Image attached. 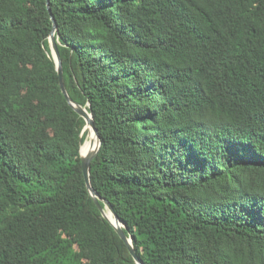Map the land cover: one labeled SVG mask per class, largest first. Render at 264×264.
Returning a JSON list of instances; mask_svg holds the SVG:
<instances>
[{
	"label": "trees",
	"instance_id": "1",
	"mask_svg": "<svg viewBox=\"0 0 264 264\" xmlns=\"http://www.w3.org/2000/svg\"><path fill=\"white\" fill-rule=\"evenodd\" d=\"M47 1L138 259L264 264V0ZM51 30L46 0H0V264H135Z\"/></svg>",
	"mask_w": 264,
	"mask_h": 264
},
{
	"label": "water",
	"instance_id": "2",
	"mask_svg": "<svg viewBox=\"0 0 264 264\" xmlns=\"http://www.w3.org/2000/svg\"><path fill=\"white\" fill-rule=\"evenodd\" d=\"M46 9H47V12L49 13L50 15V18H51V21H52V30L50 32V35H49V38H48V42H49V46H50V52H51V56L54 60V63H55V68H56V71H57V74H58V81H59V87H60V90L63 94V96L65 97V99L67 100L68 104L72 107V109L74 110V112L79 116L81 117L87 126H89L95 136H96V139H97V147L95 149V151L93 153H91L89 156L87 157H82L80 156V162H81V171H82V174H83V178H84V182H85V186H86V189L94 203V205L97 207V209L99 210V212L101 213V215L113 226V229L115 231V233L117 234V236L127 245L128 247V250H129V253L134 261L135 264H143L142 261H140L137 257V255L135 254L134 250H133V247H132V244H131V238L129 237H126V235L124 234L122 228H124V225L123 223L119 220L118 216L116 215V213L114 212L111 204L101 198L91 187L90 185V177H89V165H90V161L93 159V157L96 155V153L98 152L99 148H100V138H99V135H98V132L95 128V125H94V121H93V118H92V115L90 113L87 112V110L80 106V105H77V104H74L71 99L69 98L67 92H66V89H65V86H64V83H63V74H62V65H61V61H60V57H59V53H58V49H57V44H56V40L54 38V34L56 32V23H55V20L51 14V10H50V7H49V2L46 0ZM102 203L103 204V208L100 206L99 203ZM108 211L113 217H114V220L116 222V224H118V226H114L110 220L107 218V216L105 215V212L104 211Z\"/></svg>",
	"mask_w": 264,
	"mask_h": 264
},
{
	"label": "bare ground",
	"instance_id": "3",
	"mask_svg": "<svg viewBox=\"0 0 264 264\" xmlns=\"http://www.w3.org/2000/svg\"><path fill=\"white\" fill-rule=\"evenodd\" d=\"M84 121V120H83ZM85 123V121H84ZM87 130L88 134H89V139H88V142L86 144L83 145V143L80 145V148H79V154L80 156L82 157H87L89 156L91 153H93L97 147V139H96V136L93 132V130L86 125L85 123V128H84V131ZM83 146V148H82ZM105 212V215L107 216V218L110 220V222L114 225V226H118V224H116L115 220H114V217L108 213V215L106 214V210L104 211ZM111 225V224H110ZM112 226V225H111ZM113 228V226H112Z\"/></svg>",
	"mask_w": 264,
	"mask_h": 264
},
{
	"label": "rangeland",
	"instance_id": "4",
	"mask_svg": "<svg viewBox=\"0 0 264 264\" xmlns=\"http://www.w3.org/2000/svg\"><path fill=\"white\" fill-rule=\"evenodd\" d=\"M49 48H50V46H49ZM51 53V52H50ZM85 128V127H84ZM86 131V134H84V141H83V145L84 144H86L87 142H88V139H89V134H88V132H87V130H85ZM81 136V135H80ZM82 148H83V146H82ZM108 211H106V214L108 215Z\"/></svg>",
	"mask_w": 264,
	"mask_h": 264
}]
</instances>
